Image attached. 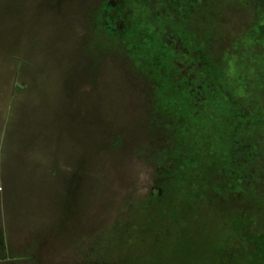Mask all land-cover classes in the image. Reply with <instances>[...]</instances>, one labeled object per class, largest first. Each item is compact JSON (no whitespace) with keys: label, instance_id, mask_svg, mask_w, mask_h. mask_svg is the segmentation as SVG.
<instances>
[{"label":"rangeland","instance_id":"374dc122","mask_svg":"<svg viewBox=\"0 0 264 264\" xmlns=\"http://www.w3.org/2000/svg\"><path fill=\"white\" fill-rule=\"evenodd\" d=\"M144 30L164 69L140 58ZM258 238L264 0H0V264H210L218 247L234 264Z\"/></svg>","mask_w":264,"mask_h":264},{"label":"trees","instance_id":"16d2710c","mask_svg":"<svg viewBox=\"0 0 264 264\" xmlns=\"http://www.w3.org/2000/svg\"><path fill=\"white\" fill-rule=\"evenodd\" d=\"M146 33L147 32L144 30V32H141V34H139L140 37H138V41L140 42V46H141L140 58H145V59L148 58L151 61L150 65L152 67H155L156 69H159V70H161V68L164 69L165 68L164 60L162 58H160V56L157 57V54L159 55V53H160V51H159L160 50L159 38L157 37V35H150V34H146ZM148 72H150V70H148ZM154 76H155V74H154ZM161 77H163V76L160 73L159 78H161ZM184 168H185V166L184 167L180 166L179 171L181 173H183L182 171H184ZM154 197H157L156 199L160 200L164 196L158 190L157 195ZM197 200H204V199L200 198V197H196L195 201H197ZM182 201L187 205V207L192 205V208H195L196 202L194 204L190 203L191 205H188L189 200H186V201L182 200ZM224 217H226V216H224ZM232 226H233V229H235L237 224H234ZM241 242L244 243L243 245L245 248L244 249L245 250V256H244V258L243 257L242 258L236 257V261H235L236 263H234V264H264V240L262 238H258V241H254V243L251 246L245 241H241ZM251 247L254 250H252ZM223 250L224 249L221 247H218L216 249V255L218 258H215L214 261H211L210 264H227V260H225V259L223 260V258L221 257ZM233 262H234V260H233Z\"/></svg>","mask_w":264,"mask_h":264}]
</instances>
